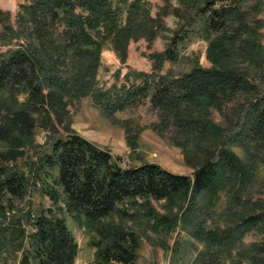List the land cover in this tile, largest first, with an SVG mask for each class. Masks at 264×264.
Here are the masks:
<instances>
[{"label": "trees", "instance_id": "1", "mask_svg": "<svg viewBox=\"0 0 264 264\" xmlns=\"http://www.w3.org/2000/svg\"><path fill=\"white\" fill-rule=\"evenodd\" d=\"M176 1L192 15L188 32L199 24L205 33L211 68L196 61L180 76L164 74L166 63L179 62L180 46L187 40L188 33L175 34L164 52L149 55L150 73L130 71L128 86L108 89L98 84L107 43L125 64L132 41L146 39L150 45L158 37L172 12V0H165L155 16L147 0H123L122 5L114 0H25L16 29L10 14L0 9L4 45L19 42L0 52V144L7 146L0 150V262L21 254L19 264H75L79 246L63 217L53 209H19L32 182L17 162L35 144V129L42 126L34 115L50 127L54 119L69 117V102L82 98H90L123 126L130 148H136V137L130 135L129 121L121 122L116 115L148 100L158 116L152 128L171 133L187 161L197 165L193 178L154 163L122 168L110 152L67 124L68 136L54 141L29 173L35 179L51 176L62 190L43 188L53 204L83 219L94 236V264H136L141 237L122 223L132 216L124 204L158 232L171 233L181 226L205 244L206 250L191 264H227L245 232L264 227V201L244 199L258 173L248 148H264V19L259 18L264 0ZM212 109L224 116L226 127L214 122ZM234 147L246 151L244 159ZM223 189L231 194V208L246 203L249 214L231 229H209L204 212L214 209ZM152 201H165L170 211L161 215ZM252 248L251 259L264 264V243Z\"/></svg>", "mask_w": 264, "mask_h": 264}, {"label": "rangeland", "instance_id": "2", "mask_svg": "<svg viewBox=\"0 0 264 264\" xmlns=\"http://www.w3.org/2000/svg\"><path fill=\"white\" fill-rule=\"evenodd\" d=\"M114 1L115 4H124L123 0ZM147 1L152 5L153 16L166 4L165 0ZM232 1L225 0L228 4H232ZM171 3L172 12L164 19L165 26L159 31L158 37L150 45L146 39L137 42L132 41L128 48V59L125 64L120 62L111 44L107 43L101 55L102 66L98 73L100 88L108 89L113 85L118 87L128 86L130 83L126 80V74L130 71L150 73L152 62L149 55L164 52L169 46L170 39L175 34L186 35L188 33L187 40L180 46L181 57L179 62L176 64L166 63L163 70L164 74H168L170 77L180 76L190 71L197 64L196 61L205 68H211L212 65L207 60L208 44L205 33L199 30V24H196V31L188 32L192 27V24L190 25L191 13L180 9L176 0H172ZM22 4H25V0H0V9L10 14V23L14 29L17 28V17ZM189 17H191V20H189ZM259 18L264 19V12L259 15ZM2 32L3 25H0V52L18 47L19 42L17 41L5 46L3 38H1ZM235 103H238V101L229 102L227 107L231 109ZM68 109L70 112L69 117L60 120L54 119L55 121L50 127H44L43 119L38 115H34L42 126H37L35 129V144L25 149L24 158L17 162L20 169L29 176L32 184L28 189L27 197L24 201L18 203V207L25 211L30 208L35 213H39L41 210L53 209L66 220L69 230L78 243L79 252L75 264H94L95 249L90 244L94 236L87 231L83 219L75 217L68 213L65 208H62L64 207L63 195H61V202L59 203V207L62 209H57L53 204L43 188L53 186L61 194L62 190L54 185V179L51 176L48 178L42 175L39 179H35L29 173V168L39 164L43 156L50 151L54 141L68 136L67 124H70L71 131L76 132L98 148L110 152L113 161L122 168L154 163L169 172L193 178L195 166L197 165L194 166L192 165L194 162L187 161L182 148L177 147L171 140V133H160L152 128V125L158 122V116L150 109L148 100L137 108L116 115L121 122L129 121L130 135L136 137V148H130L127 144L123 126L113 123L103 114L100 108L95 106L90 98L71 101ZM226 113L228 112L226 111ZM211 118L216 124L222 127L227 126L224 116L218 110H211ZM4 149H7V146L0 144V150ZM248 149V155L255 157L258 173L253 185L247 190L244 199L245 202L264 201V148L253 145ZM233 150L242 159L247 154L245 150L238 147H234ZM191 153H193V150H191ZM230 197V192L226 189L221 190L217 200L214 201V209L209 212L205 210L204 216L208 221L209 229H231L233 225L239 222V219L242 220L249 214L246 210V203L231 208ZM152 205L161 215L170 211L165 201H152ZM122 207L132 215L122 223L127 228L136 231L141 237L139 258L136 264H191L200 252L206 250L205 244L194 239L181 226H178L171 233L158 232L144 218L134 217L135 211L132 210L131 206L124 204ZM174 213H177V209L174 210ZM112 219L116 223L121 222L118 217H112ZM27 230L31 231L29 227ZM263 243L264 227H253L245 232L241 240L238 241V244L227 258V264H256L251 259L254 252L252 247ZM6 257L7 262L3 261L0 264H19L22 255L18 254L16 258H12L10 255Z\"/></svg>", "mask_w": 264, "mask_h": 264}]
</instances>
